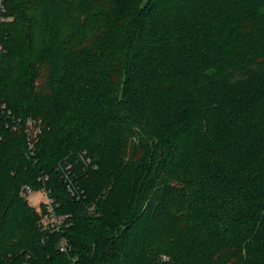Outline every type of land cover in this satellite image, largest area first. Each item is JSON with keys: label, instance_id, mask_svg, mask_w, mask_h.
<instances>
[{"label": "trees", "instance_id": "1", "mask_svg": "<svg viewBox=\"0 0 264 264\" xmlns=\"http://www.w3.org/2000/svg\"><path fill=\"white\" fill-rule=\"evenodd\" d=\"M0 264H264V0H0Z\"/></svg>", "mask_w": 264, "mask_h": 264}, {"label": "built area", "instance_id": "2", "mask_svg": "<svg viewBox=\"0 0 264 264\" xmlns=\"http://www.w3.org/2000/svg\"><path fill=\"white\" fill-rule=\"evenodd\" d=\"M25 131L30 137L37 138L42 131L41 120L36 119V118H31V117L27 118L25 120ZM22 191L23 193L28 195L29 193L32 192V189L29 186H25L24 188H22ZM42 192H43L44 198L40 201L44 203L46 202L49 204V209H48L49 214L47 216L49 221L55 224L60 223L65 218V216L61 214H56V212L54 211L53 205L51 206V200L47 197V194L44 191Z\"/></svg>", "mask_w": 264, "mask_h": 264}, {"label": "rangeland", "instance_id": "3", "mask_svg": "<svg viewBox=\"0 0 264 264\" xmlns=\"http://www.w3.org/2000/svg\"><path fill=\"white\" fill-rule=\"evenodd\" d=\"M44 198L43 192L41 190L32 191L28 194L27 200L30 205L37 206L38 202Z\"/></svg>", "mask_w": 264, "mask_h": 264}]
</instances>
